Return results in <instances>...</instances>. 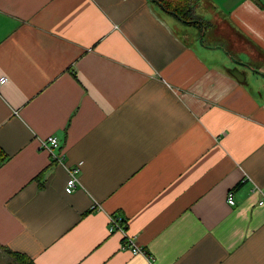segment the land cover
<instances>
[{
  "label": "crops",
  "instance_id": "1",
  "mask_svg": "<svg viewBox=\"0 0 264 264\" xmlns=\"http://www.w3.org/2000/svg\"><path fill=\"white\" fill-rule=\"evenodd\" d=\"M197 1L0 0L1 244L147 264L114 214L156 264H264V0Z\"/></svg>",
  "mask_w": 264,
  "mask_h": 264
},
{
  "label": "built area",
  "instance_id": "2",
  "mask_svg": "<svg viewBox=\"0 0 264 264\" xmlns=\"http://www.w3.org/2000/svg\"><path fill=\"white\" fill-rule=\"evenodd\" d=\"M7 80H8L7 75H1L0 76V86L3 83L7 82ZM39 140H40V146L43 149L51 152L55 156V158L58 159V161L60 163H63L66 166L68 173H69V177L67 179L65 190L68 193L73 192L81 184V181H80V178L78 175V172L80 170L79 165H77L75 167H69L67 165V163H65V161L63 162V155H61L60 153L56 154L54 152V149L57 146H59V138L57 135L51 134V135H48L45 137H40ZM256 189L260 190L264 195V186L256 185ZM227 200L230 204L235 203L234 192L232 190L229 191L228 196H227ZM262 202H264V199H260L259 203H262ZM110 230L111 231L115 230V231H119L122 233V236H123L122 247L123 248L129 249L134 254L145 255L146 260H147V264H156L155 263V256L152 253H150L149 251H147V249L145 247L140 245L137 242L135 236L130 235L127 232V225H126V222L124 220V217L116 216L114 214L110 215Z\"/></svg>",
  "mask_w": 264,
  "mask_h": 264
},
{
  "label": "trees",
  "instance_id": "3",
  "mask_svg": "<svg viewBox=\"0 0 264 264\" xmlns=\"http://www.w3.org/2000/svg\"><path fill=\"white\" fill-rule=\"evenodd\" d=\"M157 1L165 10L171 11L176 14L182 20L191 23L203 25L208 27L210 22L201 18L191 17L190 14L194 12V3L196 0H155ZM193 10V11H192ZM1 153V150H0ZM1 162V157H0ZM0 247H3L8 254L10 259L7 264H36L34 259L25 252L14 250L8 246L0 243Z\"/></svg>",
  "mask_w": 264,
  "mask_h": 264
},
{
  "label": "rangeland",
  "instance_id": "4",
  "mask_svg": "<svg viewBox=\"0 0 264 264\" xmlns=\"http://www.w3.org/2000/svg\"><path fill=\"white\" fill-rule=\"evenodd\" d=\"M195 2H196V4L198 3L197 0ZM190 16L191 17H196L195 19L198 18V15L195 14V12H193L192 14H190ZM9 259H10V255L8 254V252L3 247H0V264H7V262L9 261Z\"/></svg>",
  "mask_w": 264,
  "mask_h": 264
},
{
  "label": "water",
  "instance_id": "5",
  "mask_svg": "<svg viewBox=\"0 0 264 264\" xmlns=\"http://www.w3.org/2000/svg\"><path fill=\"white\" fill-rule=\"evenodd\" d=\"M202 37V36H201ZM201 41H202V39H201Z\"/></svg>",
  "mask_w": 264,
  "mask_h": 264
}]
</instances>
